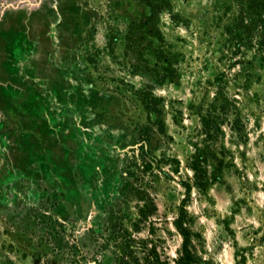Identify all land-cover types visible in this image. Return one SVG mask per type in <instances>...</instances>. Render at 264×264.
<instances>
[{"label": "rangeland", "instance_id": "374dc122", "mask_svg": "<svg viewBox=\"0 0 264 264\" xmlns=\"http://www.w3.org/2000/svg\"><path fill=\"white\" fill-rule=\"evenodd\" d=\"M116 1L0 0V264H175L185 204L196 264H264V16L246 0H169L176 76L155 87L163 126L143 160L131 150L149 77L123 67L121 43L120 64L87 61L101 17L148 11ZM204 146L209 171L225 167L188 196Z\"/></svg>", "mask_w": 264, "mask_h": 264}, {"label": "trees", "instance_id": "16d2710c", "mask_svg": "<svg viewBox=\"0 0 264 264\" xmlns=\"http://www.w3.org/2000/svg\"><path fill=\"white\" fill-rule=\"evenodd\" d=\"M246 1L256 9L260 17L264 16V0ZM118 4V1L110 0L112 10ZM145 6L148 8L147 12L134 16L124 15L112 18L109 13L108 17H101V20L105 22L104 46L96 48L95 52L87 55V61L97 65L106 52H111L108 55L120 64L113 51L115 46L121 43L123 46L122 58L125 61L123 67L134 76L144 74L149 77L151 83L139 92L142 103L149 113V121L147 125L139 128V138L131 150L134 158L143 160L151 159L153 156L150 152V144L153 138L154 124L157 122V126H163L159 109L160 99L154 93L155 87L172 82L176 76L172 62L174 55L169 51V46L159 28L160 14L169 7V0H148L145 2ZM96 30V28L93 29L91 36ZM201 121L207 138L213 139L214 134L221 132L220 123L210 114L202 115ZM209 160V147H197L189 161V168L194 175L192 184L186 185L188 196H191L193 187L207 190L221 178L225 162L220 161L212 167L213 171L210 172ZM175 226L183 240L182 249L175 264H196L197 259L192 248L195 234L187 219L186 204L175 221Z\"/></svg>", "mask_w": 264, "mask_h": 264}, {"label": "clouds", "instance_id": "9594fccd", "mask_svg": "<svg viewBox=\"0 0 264 264\" xmlns=\"http://www.w3.org/2000/svg\"><path fill=\"white\" fill-rule=\"evenodd\" d=\"M193 195H195V193H193ZM169 219H171V217ZM201 222H204V221L202 220ZM209 238H211V234L210 233H209ZM177 247H178V245H177ZM172 254L175 255V249L173 250Z\"/></svg>", "mask_w": 264, "mask_h": 264}]
</instances>
